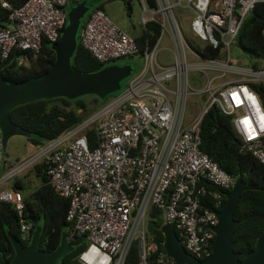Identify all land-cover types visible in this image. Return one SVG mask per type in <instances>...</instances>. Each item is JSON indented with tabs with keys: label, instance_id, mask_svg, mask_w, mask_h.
Returning <instances> with one entry per match:
<instances>
[{
	"label": "built area",
	"instance_id": "1",
	"mask_svg": "<svg viewBox=\"0 0 264 264\" xmlns=\"http://www.w3.org/2000/svg\"><path fill=\"white\" fill-rule=\"evenodd\" d=\"M83 1L28 0L18 9L4 1L10 15L0 30L1 59L22 52L19 65L30 66L31 54L37 56L45 42L60 40L67 8ZM141 1L143 36L149 24L160 26L161 33L154 45L147 42L140 70L84 121L38 146L37 153L0 179V203L15 206L21 242L29 245L33 224L24 218V194L3 185L45 166L49 183L70 200L67 242L83 246L79 264H128L135 245L138 264H151L153 257L158 264H175L149 233L147 217L153 208L163 213L164 224L174 225L192 256L205 260L212 255L218 213L225 193L237 182L201 150L202 122L212 106L233 117L242 150L264 165V108L249 84H264V68L232 62V47L264 0ZM85 22L80 43L101 64L140 54L135 38L104 11L92 12ZM165 37L174 50L171 66L158 60ZM211 49H219L218 56H204ZM191 73L202 76L193 78L202 83L199 89L193 87ZM228 74L240 78L226 81ZM197 98L201 108L190 119L188 109ZM3 161L0 127V168Z\"/></svg>",
	"mask_w": 264,
	"mask_h": 264
},
{
	"label": "trees",
	"instance_id": "2",
	"mask_svg": "<svg viewBox=\"0 0 264 264\" xmlns=\"http://www.w3.org/2000/svg\"><path fill=\"white\" fill-rule=\"evenodd\" d=\"M4 1L18 9L24 6L28 0H0V30L6 28L10 15V11L3 7ZM150 3L154 5L153 0H150ZM129 7L131 8V6ZM96 10L102 9L98 7L92 12ZM252 21L254 22L251 24ZM249 25L251 26L249 27ZM85 26L86 22L83 24V28ZM160 33V26L149 24L145 35L135 38L141 47L140 54L131 58L139 59L134 64L136 72L142 67V57L147 42L149 41L151 45H154ZM237 46L252 60V67L255 69L264 68V3H258L255 6L251 16L241 30ZM200 51L203 52V50ZM219 51V49H211L210 54L205 51L203 54L206 57H216ZM23 54L22 52H17L12 55L10 59L11 65L4 69L5 77L17 81L27 80L46 73L56 60L55 52L50 44L46 42L37 56L30 55V66L19 65L18 58ZM127 63L124 62L121 65ZM72 64L74 69L81 72H96L109 66L101 64L80 42ZM249 84L251 89L259 95L264 108V84ZM87 97L93 98L91 103L86 100ZM87 97L75 101L66 98L36 101L13 110L11 118L16 125L31 133L32 137L29 141L32 144L37 147L42 146L84 121L105 103V101H101L96 96ZM91 105L92 107H90ZM91 135H93L92 132ZM201 138V150L204 153L218 163L229 175L237 179L243 178L245 182L255 187L254 190L243 194L235 213V219L238 222L234 236L235 252L240 253L241 260H243L248 253L255 249L256 242L264 231V165L252 153L242 150V141L235 130L233 117L225 115L217 105L212 106L204 117ZM92 146L94 147L95 144L93 143ZM44 169L45 166L43 164L35 167V178L38 183L36 188L27 186L25 179L22 178H17L12 184V188L15 190L19 189L24 194V218L33 224V234L38 225L43 228L41 248L53 252L59 248L62 236L68 230L67 213L70 207V200L61 197L55 191L54 187L49 183V178ZM2 176L3 172L0 168V179ZM228 193L230 192L225 193L221 211L227 203L226 196ZM163 225V213L153 208L148 222V229L149 233L160 244L161 250L164 241V236L161 233ZM7 226L21 240L18 211L14 205L1 202L0 254H3L11 261L15 256V250L8 238ZM23 244L28 246V243L23 242ZM82 250L83 246L77 245L75 251L69 253L59 264H79L78 258ZM128 264H138V248L135 246L131 251ZM151 264H158L156 257L151 259Z\"/></svg>",
	"mask_w": 264,
	"mask_h": 264
},
{
	"label": "water",
	"instance_id": "3",
	"mask_svg": "<svg viewBox=\"0 0 264 264\" xmlns=\"http://www.w3.org/2000/svg\"><path fill=\"white\" fill-rule=\"evenodd\" d=\"M93 5L78 3L70 7L67 24L57 43L51 44L56 60L46 73L17 81L4 76V69L11 61L0 57V127L3 134V151L7 150L10 140L21 136L30 139L31 133L16 125L11 113L18 107L40 100L66 98L71 101L87 96H96L101 101L123 90V82L132 77L136 68L130 64H113L96 72H81L73 67V58L77 51L83 21L86 20ZM254 21L251 22V24ZM251 25H249L250 27ZM255 187L238 178L234 188L227 194V203L218 213L219 224L214 228L216 234L212 255L199 260L186 251L173 224H164L161 233L164 236L163 249L175 264H264V231L259 236L255 249L243 260L235 252V231L238 222L235 213L243 194ZM19 190V189H16ZM8 238L15 250L14 258L9 261L0 254V264H59L75 246L67 242V233L56 251L50 252L41 248L43 228L37 226L31 243L25 246L10 227H6Z\"/></svg>",
	"mask_w": 264,
	"mask_h": 264
},
{
	"label": "rangeland",
	"instance_id": "4",
	"mask_svg": "<svg viewBox=\"0 0 264 264\" xmlns=\"http://www.w3.org/2000/svg\"><path fill=\"white\" fill-rule=\"evenodd\" d=\"M82 3H87L88 5H93L90 13L101 7L102 11L122 30H124L130 37L138 38L143 36L144 27H143V3L141 0H84ZM131 6V8L129 7ZM70 8V7H68ZM67 10L69 11V9ZM87 15V17L90 15ZM87 19V18H86ZM86 21V20H85ZM83 21V24L85 23ZM189 28L185 26V31L188 33ZM174 50L172 44L165 37L160 45L158 52V60L164 66H171L174 64ZM191 61H196V59L188 55ZM232 62L237 66H247L252 67V60L246 55V53L235 44L232 47ZM138 58L135 59H125L116 61L113 64H122L128 62L135 67V63L138 61ZM111 64V65H113ZM190 77L192 79V85L195 89H199L202 86V83H195L193 78H200L195 73H191ZM240 77L228 74L226 81L238 80ZM127 80L123 82V88L126 87ZM199 98L192 99L190 108L188 109L189 118H193L195 114L200 110V104L198 101ZM86 100L91 103L93 98L87 97ZM92 107V105L90 106ZM38 147L32 144L28 138L17 136L10 140L7 150L4 153V161L1 166V171L3 172V178L8 174V172L16 167H18L22 162L28 159L30 156L38 152ZM23 175L20 178L25 179L26 185L30 188L38 186L35 175ZM28 177V178H26ZM33 180V182H31ZM13 183H6L3 185V188H10ZM150 220V216L147 217V224ZM136 247V245H135Z\"/></svg>",
	"mask_w": 264,
	"mask_h": 264
},
{
	"label": "crops",
	"instance_id": "5",
	"mask_svg": "<svg viewBox=\"0 0 264 264\" xmlns=\"http://www.w3.org/2000/svg\"><path fill=\"white\" fill-rule=\"evenodd\" d=\"M11 188H12V185H11Z\"/></svg>",
	"mask_w": 264,
	"mask_h": 264
}]
</instances>
